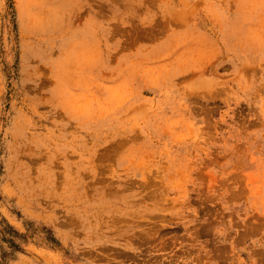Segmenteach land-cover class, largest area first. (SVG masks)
I'll list each match as a JSON object with an SVG mask.
<instances>
[{
	"label": "rangeland",
	"instance_id": "1",
	"mask_svg": "<svg viewBox=\"0 0 264 264\" xmlns=\"http://www.w3.org/2000/svg\"><path fill=\"white\" fill-rule=\"evenodd\" d=\"M0 264H264V0H0Z\"/></svg>",
	"mask_w": 264,
	"mask_h": 264
},
{
	"label": "bare ground",
	"instance_id": "2",
	"mask_svg": "<svg viewBox=\"0 0 264 264\" xmlns=\"http://www.w3.org/2000/svg\"><path fill=\"white\" fill-rule=\"evenodd\" d=\"M22 15V14H21Z\"/></svg>",
	"mask_w": 264,
	"mask_h": 264
}]
</instances>
